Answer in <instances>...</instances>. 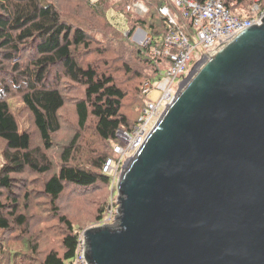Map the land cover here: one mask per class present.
Wrapping results in <instances>:
<instances>
[{
  "label": "water",
  "instance_id": "1",
  "mask_svg": "<svg viewBox=\"0 0 264 264\" xmlns=\"http://www.w3.org/2000/svg\"><path fill=\"white\" fill-rule=\"evenodd\" d=\"M117 191L88 264H264V17L194 67Z\"/></svg>",
  "mask_w": 264,
  "mask_h": 264
},
{
  "label": "trees",
  "instance_id": "2",
  "mask_svg": "<svg viewBox=\"0 0 264 264\" xmlns=\"http://www.w3.org/2000/svg\"><path fill=\"white\" fill-rule=\"evenodd\" d=\"M142 1L146 10L140 15L114 8L125 14L127 32L112 24L108 15L110 7L104 12V17L122 39L129 41L138 29H143L148 35L144 44L129 41L135 45L138 63L142 65L136 72L143 79L139 86L141 94L144 83L153 80L159 73L162 58L155 55L154 47L164 45L168 29V20L161 15L159 8L169 4L170 0ZM224 1L240 16L250 15L249 6L251 1L254 3L253 0ZM258 1L260 11H264V0ZM126 6L131 9L133 3ZM91 41L84 29L68 24L48 0H0V72L4 73L0 76V140L5 143L0 156V233L13 229V220L16 227H22L27 222L25 214L19 212L21 197L15 193L19 185L14 175L27 170L47 174L52 170L51 161L32 146L31 134L20 128L11 97H21L47 149L53 144V135L61 129L60 111L65 106L60 87L47 81L53 69H58L62 77L84 88V98L76 103L80 128L87 125L92 115L97 120L98 135L105 141H118V130H131L136 124L135 119L130 124L121 112L126 93L111 73L101 72L98 67L85 65L79 60L77 52L81 47L89 49ZM74 145L73 142L66 148L62 158L64 164L44 184V192L52 202L60 198L66 185L88 188L110 180V176L103 171L107 156L91 159L86 166L71 163L70 153ZM61 219L70 229L63 241L65 251L62 255L55 251L49 253L42 264H67L78 252L79 236L73 233L69 220L65 217ZM1 245L3 243H0V251Z\"/></svg>",
  "mask_w": 264,
  "mask_h": 264
},
{
  "label": "rangeland",
  "instance_id": "3",
  "mask_svg": "<svg viewBox=\"0 0 264 264\" xmlns=\"http://www.w3.org/2000/svg\"><path fill=\"white\" fill-rule=\"evenodd\" d=\"M48 1L61 12L68 24L84 29L89 35L92 40L91 46L89 49L80 48L77 52L79 60H82L85 65L98 67L101 72L111 73L117 85L122 87L126 93L121 112L129 119L130 124L134 119L138 122L145 103V96L140 93L139 89L143 79L136 73L142 65L138 63L135 45H131L130 42L133 41L137 45L143 44L148 35L144 36L143 33L136 35V31L130 37V42L122 39L104 17V12L110 7L108 15L112 24L127 32L126 16L120 11L126 9L135 15H140L145 12L146 8L144 7L143 10H145L142 12L138 6L135 8L132 6L131 9L126 6L132 3L134 5L137 0ZM253 1L254 3L251 1L249 8H252L255 3L259 4L258 0ZM95 37L101 38L102 43ZM194 63V59L189 61V69ZM159 64L161 66V63ZM59 73L58 69H53L47 79L51 84L60 87L65 97V106L60 111L61 129L53 135V144L50 148L47 149L43 143L40 133L34 127L31 114L24 108L21 97L15 95L10 98L20 128L31 134L32 146L38 148L40 154L46 155L48 161H51L52 170L47 174L27 170L23 174L14 175L19 185L16 186L15 193L21 197L19 212L25 214L27 222L22 227H16L13 220V229L0 233V243H3L2 251H0V264H42L47 255L53 251L62 255L65 251L64 238L70 233L62 217L70 221L73 233L79 236L80 241L75 258L67 264H85L84 256L87 250L85 231L105 224H116L117 221L116 216L120 206L117 199V181L129 158L121 156L116 151L117 145L124 144L121 129L117 132L118 141H105L98 135L97 120L92 115L87 125L80 128L76 103L84 98V88L80 84H73ZM2 74L4 73L0 72V76ZM161 84L169 85L170 81L163 78ZM174 88L177 91L178 83L174 85ZM73 142L75 145L70 153L71 163L86 166L91 159L107 156L105 166L110 163L109 159L111 163L107 165L108 169H103V171L110 176V180L106 183L99 182L88 188L66 185V190L60 198L52 202V199L44 192V184L50 176L60 170L64 164L62 160L64 151ZM4 149L5 143L0 140V156Z\"/></svg>",
  "mask_w": 264,
  "mask_h": 264
},
{
  "label": "built area",
  "instance_id": "4",
  "mask_svg": "<svg viewBox=\"0 0 264 264\" xmlns=\"http://www.w3.org/2000/svg\"><path fill=\"white\" fill-rule=\"evenodd\" d=\"M137 6L141 11L146 8L141 0L134 3L133 7ZM159 11L168 20L164 45L154 47L155 55L162 58L159 73L156 78L144 83L142 95L145 96V103L140 119L131 130H120L124 144L116 146L118 154L129 157L128 160L141 147L194 67L239 32L261 24L264 17V11H260L257 3L251 8L250 15L240 16L224 0H170L169 4L160 6ZM142 33L147 35L141 29L137 30L136 35ZM147 41L148 38L145 43ZM192 59L195 63L189 69ZM163 78L168 79L170 84H161ZM177 83L179 88L176 91L174 85ZM107 165L105 167L108 169Z\"/></svg>",
  "mask_w": 264,
  "mask_h": 264
},
{
  "label": "bare ground",
  "instance_id": "5",
  "mask_svg": "<svg viewBox=\"0 0 264 264\" xmlns=\"http://www.w3.org/2000/svg\"><path fill=\"white\" fill-rule=\"evenodd\" d=\"M104 169H107V168L104 166Z\"/></svg>",
  "mask_w": 264,
  "mask_h": 264
}]
</instances>
